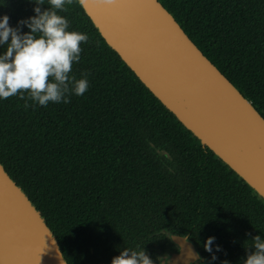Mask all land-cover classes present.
I'll use <instances>...</instances> for the list:
<instances>
[{"label": "trees", "instance_id": "trees-1", "mask_svg": "<svg viewBox=\"0 0 264 264\" xmlns=\"http://www.w3.org/2000/svg\"><path fill=\"white\" fill-rule=\"evenodd\" d=\"M158 1L264 117V0ZM33 7L0 0V16L16 27ZM66 7L58 14L68 30L89 37L69 73L87 74L88 90L47 107L27 100L25 108L19 95L0 99V163L41 211L67 263L91 255L95 223L126 214L142 224L134 231L150 222L153 237L167 239L153 254L176 250L167 228L196 244L202 264H243L251 236L264 239V201L145 87L78 0ZM209 236L216 260L203 246Z\"/></svg>", "mask_w": 264, "mask_h": 264}, {"label": "water", "instance_id": "water-1", "mask_svg": "<svg viewBox=\"0 0 264 264\" xmlns=\"http://www.w3.org/2000/svg\"><path fill=\"white\" fill-rule=\"evenodd\" d=\"M78 2L108 46L145 87L264 201V117L173 15L158 0ZM162 232L177 249L176 253H158L167 255L170 264L203 259L195 243L185 240L188 236L166 228ZM0 264H68L41 211L2 163Z\"/></svg>", "mask_w": 264, "mask_h": 264}, {"label": "clouds", "instance_id": "clouds-1", "mask_svg": "<svg viewBox=\"0 0 264 264\" xmlns=\"http://www.w3.org/2000/svg\"><path fill=\"white\" fill-rule=\"evenodd\" d=\"M33 2L35 15L17 22L16 27L9 24V16H0V99L20 96L25 100V108L30 105L27 100L38 102L47 107L49 102L70 103L69 96H82L89 87L87 74L76 79L70 76L73 62H79L82 51L81 43H87L85 33L69 31V21L58 12H67L66 5L74 0H30ZM111 2V0H106ZM22 26L30 31L23 32ZM27 93V97L23 95ZM189 237H185L188 240ZM215 237L209 236L204 241V249L212 253L211 259L217 257L213 252ZM245 247L247 255L243 264H264V239L253 235ZM216 251H221L215 245ZM170 264L167 255L158 256L154 262L145 249L122 248L119 255L111 259V264ZM222 264H229L223 261Z\"/></svg>", "mask_w": 264, "mask_h": 264}, {"label": "flooded vegetation", "instance_id": "flooded-vegetation-1", "mask_svg": "<svg viewBox=\"0 0 264 264\" xmlns=\"http://www.w3.org/2000/svg\"><path fill=\"white\" fill-rule=\"evenodd\" d=\"M108 219H115L116 221L115 222L99 221L94 224L92 228L93 231L92 233H90V235L92 236L90 239L91 245L89 248L91 255L87 257H83L81 261H79V264H111V259L114 256L119 255L120 250L125 247L126 248H137V246L141 248L143 247L146 253L150 256V258L154 262L156 261L158 253L160 251H168L170 253L177 252V249L172 251L168 249L166 250L159 249L157 250V252H155V254H153V250H154L152 247L153 244H158L161 241V243L165 245V248H167L166 243L168 241L167 239L164 238L153 237L152 226L150 222H147L146 224V227L148 226L146 231L139 232L134 230L136 226L142 227V224L136 222H128L127 220H134V218H132V216L130 215L125 214V215H116L113 217L108 216ZM134 236L136 238H134ZM198 252L200 253L199 250ZM203 260L204 257L201 261L195 262L194 264H202Z\"/></svg>", "mask_w": 264, "mask_h": 264}]
</instances>
